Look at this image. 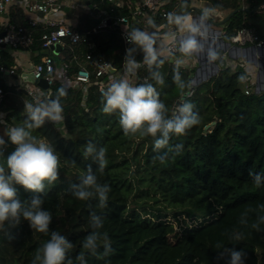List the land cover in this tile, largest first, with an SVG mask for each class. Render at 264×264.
Here are the masks:
<instances>
[{"label":"trees","instance_id":"1","mask_svg":"<svg viewBox=\"0 0 264 264\" xmlns=\"http://www.w3.org/2000/svg\"><path fill=\"white\" fill-rule=\"evenodd\" d=\"M134 1L119 6L112 0H89V11L70 24L83 34L84 40L77 43L65 40L58 58L53 54L57 67L69 63L71 81L55 79L47 88L40 87L39 99L55 98L57 91L63 89L66 93L61 98L63 120L46 122L32 130L33 135L53 147L61 161L58 180L48 186L43 196V208L52 216L49 233L30 229L24 220L15 226L6 222L0 230V264H33L51 231L60 232L71 242L73 247L67 258L73 264H79L76 257L81 253L86 264H218L216 257L222 250L218 244L245 251V264H264V183L257 188L249 175L252 172L264 177V84L256 91L250 66L219 50L215 60L217 72L196 85L190 82L195 65L184 63L180 73L190 87L181 93L173 83L174 59L180 54H162L165 63L160 71L165 84L155 85L160 99L169 115L177 102L189 100L199 114L200 123L186 135L173 137L171 143H180L183 149L179 155L169 154L165 163H161L158 157L167 150L154 151L151 137L126 136L118 114L102 111L98 89L99 81L105 82L106 89L124 75L123 58L130 45L121 35L119 16L128 17L130 28L139 24L142 30L158 33L159 38L177 31L172 29L174 24L156 13L144 11L134 18L131 13ZM198 1L168 0L161 8L184 14ZM201 1L227 14L235 10L219 24L225 41L232 42V36L241 28H248L264 41V10L255 9L264 0ZM185 2L186 8H181ZM10 7L9 23L22 25L31 33L32 43L25 49L30 51L33 63L42 61L46 53L41 46V35L51 27L29 24L24 4L13 3ZM61 9L71 12L67 6ZM210 18L214 24L220 20L217 16ZM149 19L155 22V27L149 26ZM13 50L9 46L0 47V65L5 69L15 67V73H19L22 69L16 65ZM99 59L106 61L112 70L108 69L99 78L92 74L88 84L74 80L80 66L93 73ZM136 59L142 61V55L137 54ZM241 75L246 77L244 82L238 79ZM144 77H149L146 66L130 79L137 84ZM0 87L3 90L0 112L4 120L0 123V136H4L7 127L22 125L26 118L24 102L34 101L23 92L22 86L9 82L1 73ZM88 143L106 150L108 163L102 172L98 171L93 157L84 155ZM11 151L13 146L9 144L4 156ZM65 161H75V167L65 165ZM2 163L4 157H0ZM89 165L98 183L110 188L103 208L96 197L80 200L72 194L71 185L80 182ZM15 187L21 201L33 195L20 185ZM93 213L103 217L100 231L107 235L111 245L106 256L102 244L96 255L82 246L92 232ZM236 235L241 238L234 239Z\"/></svg>","mask_w":264,"mask_h":264},{"label":"clouds","instance_id":"2","mask_svg":"<svg viewBox=\"0 0 264 264\" xmlns=\"http://www.w3.org/2000/svg\"><path fill=\"white\" fill-rule=\"evenodd\" d=\"M186 2L181 8H186ZM212 8H205L201 20L206 18ZM168 22L183 29L188 24L187 32L177 41L176 52L180 54L174 59L173 83L183 93L190 87V83L181 76L180 68L184 65L181 57H190L203 51L196 36L200 29L191 22L188 15L168 13ZM151 27H155L152 19L148 20ZM175 39V37H173ZM159 36L156 32H150L139 28L126 31L125 41L130 47L126 48L123 58L124 75L114 80L106 89L102 90V111L106 114L117 113L119 125L123 133L138 135L141 138L151 137L153 150L166 149L158 159L161 163L169 158V154L179 155L183 149L180 143L172 144L173 137L187 134L188 130L200 123V117L195 112L194 104L184 99L178 103L171 115L168 108L160 99V93L155 85L163 86L165 78L160 71L165 63L161 58L163 49L158 46ZM137 54L142 55V61L136 59ZM218 53L211 49L207 52L209 60H216ZM146 66L149 77L144 82L133 84L130 77L137 70ZM244 82L246 77L238 78ZM149 80L153 81L149 82ZM66 95L63 89H59L55 98L37 99L34 102H24L26 118L22 125L7 127L4 136H0V157H4V163L0 164V230L4 229L5 223L12 226L18 225L21 220L27 221L30 229L40 233H49V225L52 220L51 213L43 208V196L48 186L59 178L61 167L60 157L53 147L42 139L33 135L32 130L41 128L46 122L59 123L63 120V106L61 98ZM0 123H4L3 114H0ZM6 136V139H5ZM13 146L6 157L5 150ZM85 157H93L98 164V171L102 172L107 166L106 150L97 149L92 143H88ZM65 165L75 167V161H65ZM257 188L264 183V177L258 173L250 172ZM15 185L22 186L33 195L25 201H21L17 195ZM72 194L80 200H88L96 197L101 208L106 206L110 188L106 184L98 183L97 175L89 165L81 175L80 182L71 185ZM103 217L93 213L90 216L92 232L83 242L86 252L96 255L98 248L103 246L104 255L111 251L108 237L100 230L103 228ZM241 237L236 235L234 239ZM68 239L58 231H51L50 238L37 251L33 264H73L67 258L68 251L72 248ZM218 252L216 260L219 264H245L247 253L235 247H223ZM79 264H86L85 255L81 253L76 257Z\"/></svg>","mask_w":264,"mask_h":264},{"label":"built area","instance_id":"3","mask_svg":"<svg viewBox=\"0 0 264 264\" xmlns=\"http://www.w3.org/2000/svg\"><path fill=\"white\" fill-rule=\"evenodd\" d=\"M161 2L162 0H141L139 4L135 5L131 9L132 16L134 18H137L139 15H141L145 11V12H150L152 15L156 13L157 15L167 18V15L169 12L161 8V5H162ZM12 3H19V4L23 3L25 4L27 11H39L42 14L55 13L59 10V7H60L59 0H41V1L0 0V13L3 12ZM259 7H262V9H264V3L263 2L260 3ZM28 22L31 25L37 24V21L33 19L28 20ZM104 22L105 20L103 19L101 22V25H103ZM117 22L120 24L121 35L125 41L126 31L132 30V28H130V25H129V19L127 16H119L117 18ZM45 23L47 26L51 27V30L45 31L42 33L41 46L44 50H47L48 52L44 55V58L42 59V61L38 63H34L31 69L28 71L32 73L33 80L32 81L21 80L22 84L21 85L19 84V86L24 85L23 87L26 89L27 96L31 97L33 101H36L37 99H39L40 94H41L40 87L37 85V82H36L38 79L45 78L48 85H50L55 79H60L66 83H69L71 81V78L68 74L69 63L63 62L59 67H57L54 64V58L50 53L51 51L50 46L53 45L54 43H60L61 45H63L65 40H68L71 43H77L81 40H84V36L82 33L78 32L76 29L72 28L70 25L66 23H62V22H59L53 19H47ZM196 25L200 29L199 33L196 36V39L198 43L203 47V44H204L203 42L206 41L207 34L215 33L213 32L214 28H211L210 26L211 24H210L208 28L206 27L208 30L205 32H202V27L206 26V20L205 19L201 20V18L196 19ZM1 31H4V34L0 36V44H4V46H9L14 49L27 48L32 43L31 33L28 32V30L22 25L15 26L14 24L9 23V22H5V23L0 22V32ZM185 32H187V29L185 31L177 30L176 32L172 33V35H170L168 42L164 45V49L168 53H178L176 52L177 41L179 40L178 34L185 33ZM217 35L219 36V39L221 40L222 38L221 30H220V34H217ZM173 37H175V39ZM229 46L232 47V50L227 49L228 54L230 56L234 58L240 57L242 58L243 61L247 60V61L256 63V65L259 67L258 72H257V79H256V83H257V80L259 77V70H261L262 67L264 66V54L261 55V52H260V51H264L263 40L257 39L256 35H254L248 28H241L237 31L235 35L232 36V42H230ZM254 51L260 52L255 55V58L253 56ZM199 53H196L195 56L198 62L200 63ZM86 57L90 58V55L87 54ZM181 58L184 59V63H187L188 61L187 57H181ZM257 59L260 61V63L259 61L257 62ZM108 67L109 65L107 64V62L100 60V59L96 62L93 73L89 70V68L85 66H80L77 69L76 73L74 74V80L79 84H88L92 80V77H91L92 74L94 75L95 78H99L107 73ZM198 67L199 66H196L194 74L191 78L190 82L192 85H196L199 83V82L196 84L193 83V78L195 76V73ZM14 68L15 67H11L10 69H5L2 65H0V73L3 76L16 75ZM122 71L123 73L125 72L123 68H122ZM216 72L217 71L215 70L213 74H215ZM145 78L146 77L142 79L143 82ZM204 79L205 78H203L202 80L204 81ZM256 83H255V90H256ZM98 89L100 92H102V90L105 89L104 81L98 82ZM2 99H3V90L0 87V103ZM0 114H3V113L0 112Z\"/></svg>","mask_w":264,"mask_h":264},{"label":"crops","instance_id":"4","mask_svg":"<svg viewBox=\"0 0 264 264\" xmlns=\"http://www.w3.org/2000/svg\"><path fill=\"white\" fill-rule=\"evenodd\" d=\"M103 1H105V0H103ZM112 1L116 5L122 6L124 4L125 5L128 4L129 0H112ZM167 1L168 0H162L161 4L166 3ZM82 2H83V4H81L79 2V0H59V5H60L59 10L57 12H55V13H49V14H42L39 11H27L26 7H25L26 11H24V14H25V17L28 18L29 20L33 19V20L37 21V23H43L45 25H46L45 21L47 19H53V20H56V21H59V22H62V23H66L68 25H70V24L73 25V24H75L77 22V17L80 14L88 12L89 8H91L85 2V0L82 1ZM140 2H141V0H135L134 1L135 5L139 4ZM12 4H10L3 12L0 13V22L1 23L9 22V18H10V15H11L10 13H11V9H12V7H10V6ZM14 4H18V3H14ZM20 5H23V4L20 3ZM194 5L200 7L202 10H204L205 8H210L206 3H203L201 0H199L197 3H194ZM61 6L69 7L71 12L69 14L66 13L64 10L61 9ZM101 13L104 15L103 18H106V19L108 18L104 14V11L101 10ZM195 13H196V11H191L190 15H193ZM228 14H227V11H217V10L213 9V11L208 15V17L217 16L221 20ZM186 25H187V23H186ZM216 26H218V29L220 30V26L217 23H216ZM178 31H180V30H178ZM169 38H170V36H167V37L163 36V37L159 38V40H158V46L163 49L162 54H164V55L168 54V52L164 49V45L168 42ZM203 43H204L203 45L206 46V49H205V52H204L205 54L207 53L206 50H207L208 47H209L208 50L209 49H211V50L214 49L215 51H217L219 48H223L225 50H227V49H231L232 50V47H230L229 45L224 44L219 38H214V39L207 38L206 41L203 42ZM61 48H62V46H61ZM59 50L57 52H54L53 50H51L50 53H51L52 56H53V54L55 55L54 58H58L57 54L59 53ZM47 52L48 51L45 50V53H47ZM13 54H14L16 65L18 67H21L22 70L19 73H16V75L4 76V78H6L9 82L14 81L15 83L21 85L22 84L21 80H23V77H21V73L28 72L31 69L32 65L34 64L33 61H32V57H31L32 55H31L30 51L25 49V48H17L15 50H13ZM188 58L191 59V57H187V59ZM199 58H200V56H199ZM195 60L198 61L196 56H195ZM200 63H202L201 58H200ZM195 67H196V64H195ZM123 69H124V66H123ZM124 71H125V69H124Z\"/></svg>","mask_w":264,"mask_h":264},{"label":"water","instance_id":"5","mask_svg":"<svg viewBox=\"0 0 264 264\" xmlns=\"http://www.w3.org/2000/svg\"><path fill=\"white\" fill-rule=\"evenodd\" d=\"M85 2L88 4L89 0H85ZM89 7H91V5H89ZM258 7H259V5H257L255 7V9H257ZM240 9H243V8H240ZM191 11H196V13L193 14V15H190ZM234 12H235V10L231 11L228 15H226L223 19H221L217 24L219 25L222 22H224ZM202 14H203V10L200 7L195 6V5H191L189 7V9L184 13V15H188L191 18V22L194 23L195 25H196V19L201 18ZM204 19L206 20V26L202 27V32L207 31L208 30L207 29L208 26L212 22L211 19L208 16L206 18H204ZM107 22H109V18H107ZM134 28L142 29L139 24H134ZM172 29L173 30H179L180 28L177 25L174 24ZM213 32H215L217 34H220V30L219 29H213ZM3 34H4V31H1L0 32V36H2ZM184 34H186V32L185 33H179L178 34L179 35L178 38L180 39V37L182 35H184ZM199 36H201V35H199ZM221 40L227 45L230 44V42L225 41L223 38H221ZM263 43H264V41H263ZM61 46L62 45L60 43H54L53 45L50 46V49L53 50L54 52H57L61 48ZM0 47H4V44H0ZM212 64L215 67V70L217 71L218 64L214 60H212ZM108 69H111V67L109 66ZM21 77H23V80H25V81H27V80L28 81H32L33 80L31 72L21 73ZM206 79H208V78H205L204 80H206ZM36 82H37V85L39 87H42V88H47L48 87V84H47V81L45 80V78H40ZM138 83H142V81L138 80L137 84ZM263 84H264V66L262 67L261 70H259V77H258V80H257V83H256V91L262 89L263 88ZM22 90H23L24 93H26V89L24 87L22 88ZM178 103H180V102H177L176 106H177ZM213 123L214 122H212L211 124H213Z\"/></svg>","mask_w":264,"mask_h":264},{"label":"bare ground","instance_id":"6","mask_svg":"<svg viewBox=\"0 0 264 264\" xmlns=\"http://www.w3.org/2000/svg\"><path fill=\"white\" fill-rule=\"evenodd\" d=\"M207 38H209V39H214V38H219V36L217 35V34H215V33H209V34H207ZM214 42V41H213ZM214 44V43H213ZM210 46V45H209ZM212 47V46H211ZM203 52H200L199 53V56H200V58H201V61H202V63H200V65H199V67H198V69H197V71H196V73H195V76H194V78H193V83L194 84H196V83H198V82H200L203 78H208V77H210L213 73H214V71H215V67L213 66V64H212V60H209L208 58H207V53L205 54L204 52H205V49H206V46L205 45H203ZM209 48V47H208ZM208 48H207V52H208ZM213 51H215L214 49H212ZM261 52V55H263L264 54V51H260ZM259 51H257V52H255L254 51V58H255V55L257 54V53H260ZM204 53V54H203ZM259 60L257 59V62H258ZM259 63H260V61H259ZM262 66H263V64H262ZM210 67V68H209ZM212 68V69H211ZM212 70V71H211ZM198 74L200 75V76H198Z\"/></svg>","mask_w":264,"mask_h":264},{"label":"rangeland","instance_id":"7","mask_svg":"<svg viewBox=\"0 0 264 264\" xmlns=\"http://www.w3.org/2000/svg\"><path fill=\"white\" fill-rule=\"evenodd\" d=\"M79 2L81 3V4H83V2L81 1V0H79ZM264 10V9H263ZM211 28H214V29H218V26H216V24H214L213 22L211 23ZM187 27H188V24L186 25L185 24V26H184V28L183 29H179L180 31H185L186 29H187ZM219 50H221L223 53H225L226 54V56L227 57H231V58H234V57H232V56H230L229 54H228V51L227 50H224V49H222V48H219L216 52H218ZM191 57V59H189L188 58V61H187V63L188 64H191V65H195L196 64V66H199V62L198 61H196L195 60V54H193L192 56H190ZM235 59H241V61L242 62H244V63H247L249 66H250V69H252V75H253V79H254V87H255V83H256V79H257V72H258V69H259V67L256 65V63H254V62H251V61H247V60H242V58H240V57H236ZM210 68V67H209ZM212 69V68H211ZM212 71V70H211ZM198 76H200L199 74H198ZM208 127L210 126V124L209 125H207Z\"/></svg>","mask_w":264,"mask_h":264}]
</instances>
